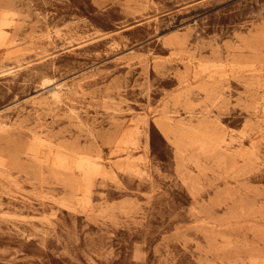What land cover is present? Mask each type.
<instances>
[{
    "label": "rangeland",
    "instance_id": "rangeland-1",
    "mask_svg": "<svg viewBox=\"0 0 264 264\" xmlns=\"http://www.w3.org/2000/svg\"><path fill=\"white\" fill-rule=\"evenodd\" d=\"M0 264H264V0H0Z\"/></svg>",
    "mask_w": 264,
    "mask_h": 264
}]
</instances>
